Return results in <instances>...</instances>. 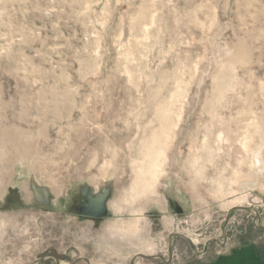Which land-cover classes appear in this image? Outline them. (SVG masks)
I'll return each mask as SVG.
<instances>
[{
    "label": "rangeland",
    "instance_id": "rangeland-1",
    "mask_svg": "<svg viewBox=\"0 0 264 264\" xmlns=\"http://www.w3.org/2000/svg\"><path fill=\"white\" fill-rule=\"evenodd\" d=\"M0 264H264V0H0Z\"/></svg>",
    "mask_w": 264,
    "mask_h": 264
}]
</instances>
